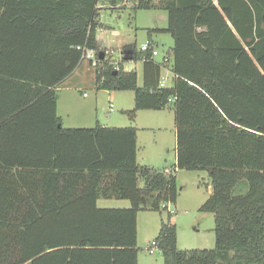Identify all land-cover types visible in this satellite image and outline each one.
Listing matches in <instances>:
<instances>
[{
  "label": "trees",
  "instance_id": "trees-1",
  "mask_svg": "<svg viewBox=\"0 0 264 264\" xmlns=\"http://www.w3.org/2000/svg\"><path fill=\"white\" fill-rule=\"evenodd\" d=\"M98 3L0 0V264H138L137 213L174 203L183 169L209 174L199 210L213 214L214 247L179 249L161 222L164 264H264V0H134L166 12V27L148 30L173 38L162 62L135 43L110 60ZM83 47L103 52L98 89L133 91L130 119L172 109L173 173L137 162L134 126L61 125L56 90ZM129 60L141 61L140 85ZM163 66L173 82L160 87Z\"/></svg>",
  "mask_w": 264,
  "mask_h": 264
},
{
  "label": "rangeland",
  "instance_id": "rangeland-1",
  "mask_svg": "<svg viewBox=\"0 0 264 264\" xmlns=\"http://www.w3.org/2000/svg\"><path fill=\"white\" fill-rule=\"evenodd\" d=\"M133 4L134 0H120L116 5L99 0L101 7L99 17L107 28L104 32H98V36L112 50L110 59L115 62L121 59L119 51H122L123 46L119 40H124L125 45L135 43L137 51L141 44L146 41L152 42L158 51L153 58L156 62H162L164 57H169L173 38L170 34L161 31H151L148 34V30L165 28L167 25L166 12L162 9L133 10ZM111 31L118 32V36H110ZM122 67L126 71H136L137 82L141 84L140 60L126 61ZM166 68L167 66H163L161 69L163 76L161 78H164L165 85L170 80L165 77ZM56 96L58 97L57 115L61 118L62 126H70L71 121L73 123L84 122V125H78V127H93L96 124L107 127L134 126L136 128L137 162L157 169L173 168L176 138L174 115L171 108L138 110L134 120L130 119L125 111L134 105L133 91L98 89L95 84V69L86 61H82L73 71L72 76L70 75L61 83L56 90ZM175 174L178 189L175 202L169 203L167 209L140 210L137 213L138 264H164L160 251L154 248L151 254L148 247L157 236L160 223L167 220L175 224L179 249H211L214 247L213 214L199 210L211 192L208 172L204 169H183L177 170ZM138 184L142 186L141 179ZM97 206L126 208L129 207V201L101 198Z\"/></svg>",
  "mask_w": 264,
  "mask_h": 264
},
{
  "label": "built area",
  "instance_id": "built-area-1",
  "mask_svg": "<svg viewBox=\"0 0 264 264\" xmlns=\"http://www.w3.org/2000/svg\"><path fill=\"white\" fill-rule=\"evenodd\" d=\"M98 29H99L100 32L103 31L102 27H99ZM78 48H80V47H78ZM100 51H102V50H100ZM100 51L97 52V51L93 50L92 48L83 47L82 48L81 57H80L81 62L82 61H86L91 67H95L97 65L98 61L100 60L99 55H98V53ZM139 51L140 52H147V51L151 52V57L152 58L158 54V51L156 50L154 44L152 42H150V41H146L145 43L141 44L140 47H139ZM104 54L108 58H110V56L112 54V50L110 48H108V47L107 48L105 47ZM121 56H122V51H121ZM110 60H112V59H110ZM159 86L160 87H165L166 86L164 84V80L163 79L160 80ZM109 107H110V110H111L112 106L110 105ZM173 170H174L173 168L172 169L171 168H164V172L167 173V174L173 173ZM154 248L159 250L156 241L152 240L150 242L149 247H148L149 253L152 254L154 252Z\"/></svg>",
  "mask_w": 264,
  "mask_h": 264
},
{
  "label": "crops",
  "instance_id": "crops-1",
  "mask_svg": "<svg viewBox=\"0 0 264 264\" xmlns=\"http://www.w3.org/2000/svg\"><path fill=\"white\" fill-rule=\"evenodd\" d=\"M98 7L100 8L99 9V13H101V7H100V5H99V3H98ZM101 15V14H100ZM99 15V16H100ZM99 20H100V22L102 23V20L100 19V17H99ZM104 24V23H103ZM106 28H107V26L104 24V27H102V29H103V31L102 32H104L105 30H106ZM107 30H110V29H107ZM114 35H117L118 36V32H114V31H111V33H110V36H114ZM117 36H115V37H117ZM97 40L99 41V43H101V45L103 44V40H100V38H99V36H98V33H97ZM123 41L124 40H119V42H121V45L123 46V45H125V44H123ZM119 57L121 58L122 56H121V50L119 51ZM141 67H142V65H141ZM169 72V73H168ZM166 74H165V77L167 78V79H170L169 80V82L168 83H166V85H168V86H170L171 84H172V82H173V74L170 72V71H168L167 70V68H166V72H165ZM72 74H73V72H72ZM72 74H71V76H72ZM70 76H68L67 78H69ZM161 77H163L162 76V73H161ZM67 78H65L64 80H66ZM162 79V78H161ZM164 79V78H163ZM63 80V81H64ZM62 81V82H63ZM61 82V83H62ZM141 82H142V79H141ZM61 83L58 85V87H57V89L60 87V85H61ZM65 90H70V89H65ZM60 91V90H59ZM57 109H58V97H57V104H56V112H57ZM57 114H58V112H57ZM94 117H95V114H94ZM60 118V117H59ZM88 118V117H87ZM98 119V118H97ZM87 120V119H86ZM60 122H61V118H60ZM84 123V122H83ZM83 123H73L72 121H71V123H70V126H68L67 128H71V127H78V125H84ZM90 123V122H89ZM61 125H62V122H61ZM64 127V126H63ZM176 160V149H175V152H174V161ZM172 168V167H171ZM99 200L100 199H98L97 200V203L99 202ZM106 200H110V199H106ZM169 205H167V207H168Z\"/></svg>",
  "mask_w": 264,
  "mask_h": 264
},
{
  "label": "water",
  "instance_id": "water-1",
  "mask_svg": "<svg viewBox=\"0 0 264 264\" xmlns=\"http://www.w3.org/2000/svg\"><path fill=\"white\" fill-rule=\"evenodd\" d=\"M98 55H99V58H100V59H102V58L104 57V55H103V52H102V51H100V52L98 53Z\"/></svg>",
  "mask_w": 264,
  "mask_h": 264
}]
</instances>
